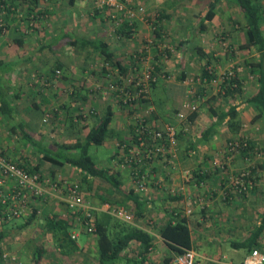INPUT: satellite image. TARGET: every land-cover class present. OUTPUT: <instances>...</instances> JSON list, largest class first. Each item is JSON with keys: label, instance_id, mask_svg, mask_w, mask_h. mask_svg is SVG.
<instances>
[{"label": "crops", "instance_id": "0c3cea01", "mask_svg": "<svg viewBox=\"0 0 264 264\" xmlns=\"http://www.w3.org/2000/svg\"><path fill=\"white\" fill-rule=\"evenodd\" d=\"M133 1L137 4L145 5L146 10H148L147 12L153 11V8L162 9L165 14L163 18L169 20L170 23L173 22L174 26L190 29V31L199 30L200 33L211 35L210 22L214 19L215 15L211 20L205 19L208 7L201 18H198V21H196V15L189 14L188 10L190 6L187 7V10L182 7L184 6V0ZM196 1L193 0L192 2L195 3ZM193 3L190 4L193 5ZM93 6L94 3L92 0H17L16 5H12L9 8V11L15 12L11 13L8 12V10L6 11L7 16L5 17L7 22L4 32L5 36L2 37V39L0 38V60L4 62H13L14 64H12L7 71H0V88L5 92V97L9 101L10 107L17 112V116H15L14 119L8 120L0 114V144L5 152H7L9 148L16 151V148H7V145L3 143V137L7 138L9 133H12L10 130L11 126L22 122L25 127H29L25 122V120H27L26 115L20 112L18 109L19 106L16 103L20 96L23 98L24 93V88L20 87L17 79L20 78L19 69L22 65L30 61L34 51L42 53L44 50L48 49L58 52L59 49L69 46L73 49L76 47L85 48V55L98 52V50H90L87 45L72 46L67 42L63 43V40L66 38L64 35H66L69 39L79 37L84 39L103 40L107 43L109 49L114 53L116 58L121 61L120 45L116 43V40L102 33V31L104 32L105 30V28H102L104 20L100 17L99 12H94V10H92ZM183 12L185 15L180 18L172 17L174 13L182 14ZM3 14H5L4 11ZM10 14H12L13 17L10 16ZM202 24L205 25L204 28L201 26ZM34 25L38 30L35 29ZM136 25L135 29L139 30L136 35L138 39L140 38V40H142L141 38L143 35L146 36L148 34V26L144 21H139ZM34 31H38V36L36 38V32ZM30 35L33 37L32 39H35L32 41L34 44L33 50L25 49L27 44H30L28 43L31 37ZM45 38H48V40ZM138 39L136 37L135 41L138 42ZM189 39V37H185V41L181 40L180 44H184L185 47L188 46ZM212 44L211 37H199L194 47L200 46L207 54H210L209 49ZM41 45L45 47L40 49L39 47ZM191 51L196 53L198 58L202 59L205 57L199 56V54L194 51V48L191 49ZM248 51L252 53H249V55L245 57L243 60L244 63L245 61L249 62L251 60L257 61L259 54L254 48H250ZM182 54L185 53L182 52ZM248 57L249 60H246ZM59 62L60 60L56 59L54 65ZM181 66L184 70V63L179 67ZM247 67L248 70L243 71V73H238L242 87L244 88L245 85H247L246 87L248 88L242 91L243 98H239L240 102L235 101L234 99L236 98L232 97L228 98L230 101L222 99L221 102L210 105V107L214 108L218 113L227 111L230 106H235L236 111H238V123H242V120L247 122L250 119H247V116L253 117L256 111L258 112L253 104L245 101L246 98L257 89L256 71L253 69L251 72L252 67L249 63ZM73 75L77 76L74 73ZM175 78H178V80H176L177 83L172 81L168 83V86L171 83H175L176 89H178V94L175 96H173V89H168V94V86L166 87L163 82L157 83L153 88V92L156 93L158 98L153 103L159 107L157 116L152 114V117H149V121L153 126L164 127L167 124L164 120L172 116L173 111L176 112L179 108L184 87L180 84L182 78L180 79L179 76ZM250 79H252L253 82ZM159 93H161V96ZM33 106L36 107V105ZM107 107H110L113 113L108 127V137L104 143L101 144L110 150L107 154V159L103 160L100 164L91 152H89L100 166L108 169L110 173L115 175L118 179L117 187L95 177H89L85 182L80 170L70 165L66 164L57 169V167H55L56 165L48 164L51 165L50 168L57 170L54 175H61L62 177L68 175L73 178L76 172L80 174L83 182L88 184L86 187L82 188V190H84V195L86 193L88 199L97 197V199L103 201H87L90 202V204L88 203L89 206L95 208V217H103V213H107L105 205H122L133 214L132 227L142 229L152 235L153 246L149 248L147 252L143 253L140 243L132 240L129 242L128 246L121 251L119 258L113 264H135L136 259L141 258V254L144 255L142 257L145 264H161L165 257L170 256L173 258L176 253L166 245L165 241L160 236V229L167 222H174L177 217L181 216L186 217L188 221L191 235V249L196 253L197 264H240L249 254V251L244 248H239L238 243L249 237L253 228L260 225L264 219V153L262 158L259 157L260 159L255 161L256 171H254L256 172V184H254L253 187L251 186L248 190L250 192H248L247 195L240 198L238 195H234L233 197V194L230 193H233L234 190L229 184L228 187H226V184L228 183V179L232 177V174L241 170L250 158L254 160V156L240 155L232 159V161L224 160V155L221 150L227 142V137L231 136L226 124L228 116L225 117L216 131L207 137L202 136L203 132L217 119L216 114H211L209 106L206 107V111L203 110L201 112L202 115L205 114L203 117H199L201 114L199 115V113H197L191 120L194 123L200 119L198 123V133H189L186 129V131L179 136L175 164H171L172 162L170 163L167 160L162 161V159L155 158L145 167L144 170L150 177L146 191H138L133 186L130 171L125 168L117 146L121 141L129 139L130 134L132 136V120L129 115L132 108L130 106L116 102H109L106 105L99 103V105H97V112L94 113L96 116L91 114L93 117H85V115H83L82 118H75L74 116L72 117L73 119L70 117L64 119L62 113L54 114L52 115L54 121L50 128L55 129L54 131H56L58 135L53 134L55 138L53 137L51 140L41 141L48 142L51 148H54V144L57 143L84 142L87 134L96 124L98 118L104 114ZM73 109L74 108H71L72 111H75V109ZM246 112L249 113L246 115ZM205 116L209 117V122L205 121L207 119ZM55 119L59 123H56L57 121ZM77 119H79L78 122ZM255 120L263 126L262 117H258ZM247 123L250 124L251 122L249 121ZM28 129L30 133H35L30 127ZM59 133H61V135H59ZM47 134L48 133L43 132L39 136L42 138ZM261 134V141L264 143V129ZM15 138L19 139L18 136ZM256 139L255 137L252 141H254L255 145L256 143L259 145V141H256ZM194 144L195 148L193 149L192 147ZM91 146L100 145L91 144L89 147ZM30 150L34 152L33 148ZM12 154L15 155L14 152ZM41 167L43 168V166ZM185 171H192L190 172L191 177H186L184 175ZM130 191L133 192L131 193ZM199 192L204 193H202L203 196L201 195L203 203L201 205H192V199L201 197ZM65 206L66 205L63 207L58 200L46 199L45 201L37 202L35 211L41 212L40 214H42L53 210L63 215L68 211ZM189 209L191 212L187 213ZM115 221L117 222L116 219H111V222ZM31 222L32 221H30L29 224ZM26 225L27 224H24V227ZM212 225L221 226V232H218L219 227L215 228V232L209 229ZM45 228L47 229V227ZM111 229L113 233H121L124 231L125 227L121 226L119 228L117 224L112 223ZM2 233L5 234L4 238L8 236V233ZM220 237L226 240V243L230 247L229 252L224 253L217 249V247H214L215 239ZM257 242V249L264 252V231ZM42 243L43 242H38L35 246L42 245L44 247ZM78 245L79 244L76 243L77 247ZM207 247L210 248L207 249ZM241 250L246 251L242 253ZM66 251H68V247ZM47 253L48 251L46 250L41 264H43V259ZM95 263L96 259L93 264Z\"/></svg>", "mask_w": 264, "mask_h": 264}, {"label": "rangeland", "instance_id": "374dc122", "mask_svg": "<svg viewBox=\"0 0 264 264\" xmlns=\"http://www.w3.org/2000/svg\"><path fill=\"white\" fill-rule=\"evenodd\" d=\"M192 1L193 0H184V6L182 7L187 10V7L190 6L188 10L189 14H195L197 18L196 21H198V18H201L202 14L205 13L210 1L212 0H195V3ZM258 2L261 4L263 9L262 26L264 32V0H258ZM190 3H193V5ZM137 5L143 7V10L136 12L134 15L133 29H131L132 33L129 34H126L128 32L125 30L127 29L126 27L123 29L125 21L122 20V18H120L119 21H113L109 18V11L97 10L94 6L92 8L94 12H99L100 17L104 20L102 28H105V30L103 29L104 32L101 30L102 33L104 35L107 34L108 37L116 40V43L120 45V57L123 66L127 70L126 73H119L116 67L106 66L98 52H92L89 55H85V48L82 49L76 47L73 49L69 46L59 49L58 52L48 49L44 50L42 53L34 51L30 61L21 66L19 69L20 78H18L17 81L18 84H20V87L24 88V93L23 98L20 96L16 103L19 106L18 109L20 112L26 115L27 120H25V122L28 124L30 129L35 131V133L33 132L34 134L32 133L34 139L38 141H45L48 139L51 140L53 137L55 138L54 135H58V133L54 131L55 129L50 128L54 121V117L52 116L54 114L56 115L57 113H62L64 119L68 117L72 118L74 116L75 118H82L83 115H85V117H93L91 116V110L93 109L97 112V105H99V103H102L103 105H106L109 102H116L119 104L123 103L119 99L117 92L114 90L115 87L126 85L132 88L131 91H134L135 81L142 79L143 73L148 69H152L154 75L160 76V80H156V85L159 82H163L167 87L169 81L177 83L176 80H178V78L175 77L180 76L181 67L179 66L184 63V75L180 81V84L184 87V91L179 108L176 112L173 111L172 116L167 117L164 120L168 125H174L177 130L181 129L185 132L187 129V132L189 133H198V123L200 119L193 123V121H189L188 116L194 111L200 115L203 110L206 111L207 106L213 105V103H219L222 99L230 101L228 98L232 97L227 96L226 99L225 96H220L216 97V101L214 99L209 100L210 102H205L209 97H211V95H217L220 90L222 76H234V74L243 73V71L248 70V62L245 61L244 63L243 60L249 55V53L252 52L248 51L250 49H241L239 47L245 40V20L241 10L232 2L230 3L227 0H220L215 6V17L210 22V31H212L211 35H205L200 33L199 30L190 31V29L174 26L173 22L170 23L169 20H165L163 18L165 14L160 8H153V11L147 12L148 10H146L145 5L137 4L134 1L131 3L133 8L137 7ZM1 7L2 4L0 1V8ZM3 11L4 10L0 9V20L2 23ZM184 15V12L182 14L174 13L172 17L180 18ZM139 21H144L148 26V34L146 36L143 35L141 38L142 40H140V38L138 39L136 33H138L139 30L135 29L137 26L136 23H139ZM34 27L38 30L35 25ZM4 32L5 30L1 31V39L5 36ZM34 32H36V38L38 36V31ZM156 32L159 36H157ZM136 37L139 43L135 41ZM185 37L190 38L188 42L189 45L186 47L184 44H180L181 40L185 41ZM199 37H211V42L213 43L209 49L210 54L208 55H211V63L208 67H210L211 71H214L216 79L204 85L201 83L200 75L202 69L201 67L206 65V59L198 58V55L191 51L199 40ZM32 38L33 37L31 36V41H28L30 44H27L25 49H34L32 41L35 39ZM45 39L48 40V38ZM182 52L185 54H182ZM56 59L60 60L63 66L59 69H55L54 73L52 68ZM246 60H249V57L246 58ZM103 65L105 66L103 67ZM155 65L158 66L159 70H156ZM73 73L77 76H74ZM250 80L253 82L252 79ZM145 83L147 84L146 92L142 96L133 100L131 103L125 105L132 108L129 112L131 120L136 117H142L147 119L150 123L149 117H152V114L157 116V112L159 111V107L153 103L158 98L156 93L153 92L154 87H151L150 81L146 80ZM175 83H171L167 88V92L168 89L174 90L173 96L178 94V89H176ZM246 86L247 85H245L244 88L241 87V92L234 96L236 98L234 99L235 101L240 102V99L243 98L242 91L248 89ZM200 91H202L203 94H201ZM159 95L161 96V93H159ZM185 103L195 106L196 109L191 111V109L184 107ZM33 105H36V107ZM71 108H74L75 111H72ZM180 113L183 114L182 117L179 115ZM247 113L249 112H246V115ZM257 113L258 112L256 111L253 117L247 116V119L250 118L247 122L250 121V124L242 120V123H240L241 128L239 130V134L234 138L232 136L227 137V142L221 150L224 155V160L232 161V159L237 156L245 155L242 152L230 153L227 148L229 142L241 139L246 143L250 142L252 145V149H250V157L254 156V160H251L250 158V160L246 162V165L238 172L233 173L232 177H230L227 181L228 183L226 184V187H228L229 184V186L234 190L233 193L229 192L230 194H233V197L234 195H238L240 198H243L248 192H250L248 190L251 186L253 187L254 184H256L255 161L262 158L264 153V143L261 141V132L264 128L257 122V120H255L258 118ZM204 115L201 114L199 117H203ZM205 117L207 118L205 121L209 122V117ZM17 120L20 122L18 118ZM78 121L79 119H77V122ZM56 123L59 122L57 121ZM43 132L48 134L41 138L39 135ZM59 135H61V133H59ZM15 137H17L15 134L9 133L7 138L3 137V143L7 145V148H16V151L9 148V151L7 150V152H5L4 148H2L0 144V149L7 159L22 165L25 162H28L30 167L38 164V173L43 178H48L50 180L66 179L70 183L77 184L79 192L87 204H90V202L87 201L92 200L103 202L97 199V197L88 199L86 193L84 195V190H82V188L86 187L88 184L83 182L80 174H77L76 172L73 178L68 175H66V177L54 175L57 170L50 168V164L40 161L39 155L30 150V146H23L21 139H16ZM255 137L257 138L256 141H259V145L257 143L255 145L254 141H252ZM122 143L131 146V134L129 135V139L122 141ZM89 151L95 159H97V162L101 164L103 160L107 159V154L110 150H108L107 147L100 145L89 147L88 152ZM13 152L15 155L12 154ZM174 153L175 157L172 159V163L168 159L161 157L162 161L167 160L171 164H175L177 146L174 148ZM148 164L149 162L145 163L143 169H145ZM41 166H43V168ZM124 166L129 170V166ZM58 168L59 167H57V169ZM245 170H250L249 179L251 184H249L245 190L238 191L235 185H233V180ZM148 178L150 181V177ZM53 192L54 195L48 194L46 197L31 199L26 211L20 217L7 220L1 217L0 214V232L8 233L7 237L0 239V264H31L34 246L38 242H43L42 244L44 245L45 250L48 251L43 259V264L94 263L97 255L95 235L94 233L86 231L84 225L80 222V219L75 217L69 218L71 219V223L69 222L70 227L68 231L71 238L79 245L74 250L68 249L69 252L64 254L60 252L57 245L59 242L58 232L56 230H48L45 228L47 218L58 216V212L53 210L42 214H40L41 212H36V216L30 220L32 222L24 227L25 222L28 221L31 214L35 212V205L38 201L42 202L46 199L54 201L58 200L64 207V198L66 196L64 189L57 188ZM199 193L200 196H203L204 194L203 192ZM202 196L200 198H202ZM109 205L114 206L113 204ZM95 215L96 213L94 214V218ZM115 219L117 222L115 221L112 223L117 224L119 228L121 226L125 228L132 226L133 221L128 223L117 218ZM216 227H219L218 232L220 233L222 228L221 226L212 225L209 229L215 232ZM214 247H217V249L224 253L229 252L230 250L226 240H223L222 237L215 239ZM209 248L210 247H207V249ZM245 251L246 250H241L242 253H245ZM2 253H8L14 258L3 259L1 258ZM142 256L144 255L141 254V258L136 259L135 264H145Z\"/></svg>", "mask_w": 264, "mask_h": 264}, {"label": "trees", "instance_id": "16d2710c", "mask_svg": "<svg viewBox=\"0 0 264 264\" xmlns=\"http://www.w3.org/2000/svg\"><path fill=\"white\" fill-rule=\"evenodd\" d=\"M2 7L1 10H4L5 14H3V23L0 20V35L1 31L6 29L7 19L5 16L6 11H9V8L12 5H16L17 0H0ZM220 0H212L208 5V10L205 14V19L211 20L215 15V6L218 4ZM228 2L234 3L242 12L245 24H244V35L245 40L244 43L240 44L241 49H250L254 48V50L259 54L257 61H247L249 65L256 71L257 76V89L256 91L246 98V102L253 104L258 110V117H262L263 120V128H264V32H263V9L258 0H227ZM40 12V11H39ZM10 16L13 17L12 14ZM133 24L130 25L128 22H124L123 29L126 27L129 34ZM204 28V24L201 25ZM157 36L159 34L156 32ZM63 40V43H68L72 46L74 45H87L88 48L92 51L98 50L99 54L103 59V63L106 66L116 67L119 73H126L127 70L123 66L122 62L116 58L114 53L109 49L106 42L100 39H84V38H67ZM45 47L41 45L39 48L42 49ZM194 51L199 54V56L204 57L206 59L205 64L201 68V83L204 85L206 83H210L214 79H216V75L214 71L208 67L211 63V55H208L200 46L193 47ZM201 59V58H200ZM203 59V58H202ZM13 62H4L0 60V71H7L10 69ZM103 65V67L105 66ZM62 64L59 62L53 66V71L55 69L61 68ZM156 70H159L158 66L155 65ZM52 71V72H53ZM55 73V71H54ZM53 73V76H54ZM57 73V71H56ZM56 75V74H55ZM183 68L181 66V73L179 78H183ZM155 80H150L151 87L156 85V80H160V76L154 75ZM241 79L238 74H234V76H222L220 90L217 95H211L205 102H210L209 100H214L216 97L220 96H229L234 97L236 94L241 92ZM201 94L202 91H200ZM221 94V95H220ZM209 110L211 114H216L217 119L208 127L202 134L203 137H207L217 130V127L223 122L226 116L228 119L226 124L228 126V130L231 136L234 138L239 134V130L241 128L240 123L237 121L238 111H236L235 106H230L227 111L217 112L214 108L209 106ZM91 113H96L93 109ZM0 114L8 120L14 119L17 116V112L14 111L9 104V101L5 97V92L0 88ZM112 110L110 107H107L104 114L98 118L96 124L91 128L89 133L87 134L86 140L84 142L76 141L73 143H57L54 144V148H51L48 142L38 141L34 139L32 133L28 131V129L23 125L22 122L17 123L16 125L11 126V132L21 138L23 142V146H30L33 148L34 152L39 155V160L50 163L52 165H56L57 167H62L64 165H70L73 168L79 169L82 176L84 177V181L89 177H95L102 179L110 184H113L115 187L118 186V179L115 177L113 173H110L108 169L100 166L89 154L88 149L91 144L101 145L104 143L109 133V124L112 119ZM197 112H192L188 119L191 121ZM176 128V127H175ZM177 130V129H176ZM184 131L181 129L176 132V145H178L179 136ZM241 140V139H240ZM231 141V140H230ZM242 141V140H241ZM122 141L119 143L121 144ZM195 148V144L192 147ZM252 145L250 142L246 143V146L240 150L244 155H251ZM2 153V151H1ZM3 154V153H2ZM4 155V154H3ZM5 156V155H4ZM169 154L167 155V159H169ZM16 163L15 161H13ZM29 163L25 162L23 164L24 168H26L29 172H39V165L35 164L34 166H29ZM41 176V175H40ZM52 178V177H51ZM54 179V178H53ZM131 193L133 191H130ZM1 205V204H0ZM36 211L31 214L28 218V221L25 224H29L30 220L34 218ZM103 217L96 216L93 220V224L95 226V241L97 248L96 255V263L95 264H113L118 258L122 250H124L130 241L135 240L140 243L142 247V252L145 253L149 248L153 246V237L148 232L136 228V227H126L121 233H113L111 229V219L112 215L108 213H103ZM70 217H74L70 211L66 212V216L58 214L56 217L47 218V222L45 223V227L48 230H56L59 234L57 243L60 252L62 254L67 253L66 248L75 249L77 248L75 240L71 238L70 233L68 231L70 225ZM16 217L7 219L12 220ZM70 222V223H69ZM264 231V219L260 223V225L253 228L249 237L245 240L238 243L239 248H244L249 251V253L253 249L258 248L257 240L260 238L261 234ZM5 236L4 233L0 232V239ZM160 236L165 241L166 245L173 250L176 254L183 252L185 249L191 248V235L190 228L188 225V221L186 217H177L174 222H167L160 229ZM45 248L42 245H37L34 247L31 264H41L42 258L45 252ZM172 257L168 256L162 260L161 264H171Z\"/></svg>", "mask_w": 264, "mask_h": 264}, {"label": "built area", "instance_id": "2783aa9c", "mask_svg": "<svg viewBox=\"0 0 264 264\" xmlns=\"http://www.w3.org/2000/svg\"><path fill=\"white\" fill-rule=\"evenodd\" d=\"M94 8L100 11H109V18L113 21L122 20L133 24V17L138 11H142L143 7L137 5L133 8L131 3L133 0H92ZM130 33H132L130 31ZM153 70L148 69L143 73V78L138 79L134 83V91L126 85L115 87V91L119 99L124 104H129L136 98L142 96L146 92V80H155ZM184 107L194 111L195 106L185 103ZM181 117L182 113L179 114ZM132 136L131 146L126 144H119V155L124 165L129 166L130 177L133 186L138 191H146L147 183L149 182V175L143 169L145 163L153 159H168L172 162L175 157L174 148L176 145V128L174 125L166 124L164 127L153 126L147 119L136 117L132 120ZM246 146L245 141L229 142L228 150L230 153L242 152ZM250 170L242 171L233 180L238 191L246 189L251 181L249 179ZM186 177H191L190 171H185ZM62 188L66 192L64 198L66 208L75 218L80 219L85 229L89 233H94L95 226L93 224L95 208L89 206L75 183H70L66 179L50 180L43 178L37 172H29L22 164L14 163L7 159L0 149V214L4 219L13 217H20L27 209L29 201L35 198L46 197L54 195V190ZM192 204H202V198L192 199ZM106 212L113 217L124 222L130 223L133 221V214L125 209L123 206L105 205ZM191 210H187L190 213ZM66 216V212L63 214ZM81 217V218H80ZM8 253H2L1 258H14ZM171 264H197L196 253L193 249H185L181 253L175 254L172 258ZM240 264H264V253L259 249H253Z\"/></svg>", "mask_w": 264, "mask_h": 264}]
</instances>
